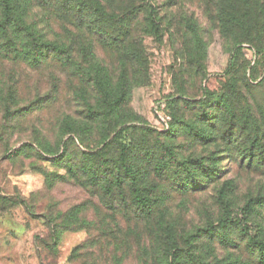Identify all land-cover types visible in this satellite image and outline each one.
<instances>
[{"label": "rangeland", "instance_id": "1", "mask_svg": "<svg viewBox=\"0 0 264 264\" xmlns=\"http://www.w3.org/2000/svg\"><path fill=\"white\" fill-rule=\"evenodd\" d=\"M29 1L0 0V264H264V85L239 88L256 122L220 104L264 79V49L233 61L212 2L146 0L159 30L140 18L143 62L124 64ZM124 68L135 87L112 110Z\"/></svg>", "mask_w": 264, "mask_h": 264}, {"label": "trees", "instance_id": "2", "mask_svg": "<svg viewBox=\"0 0 264 264\" xmlns=\"http://www.w3.org/2000/svg\"><path fill=\"white\" fill-rule=\"evenodd\" d=\"M6 1L7 0H3V4L5 10L8 12L7 14H10L12 7H10V3ZM135 1L137 2L135 3ZM27 2V6L32 4L29 0H27ZM121 2H123L121 6L112 9L110 4L106 5V3H103L101 0H44V3L48 4L50 7L49 12H52L56 17H65L71 22L73 28L79 32L76 45L83 47V50L86 51V55L88 51H92L94 46L93 43L97 42L110 53L118 55L124 64L131 63L132 61L139 63L143 60V57L133 42L135 40L134 33L138 21L140 18H144V16L149 21V28L154 31V33L158 32L159 26L155 19L156 10H153L152 6L147 5L146 0H121ZM211 2L217 5L216 15L218 18L226 21V26L231 28L227 33L230 32L229 35L234 36L236 45L233 50V61L240 58L242 50L244 49V44L256 48L258 52L264 49V0H206L207 4ZM41 45L39 52L44 49V45ZM49 46L51 47L53 45L47 43V48ZM61 48L57 46L56 50L61 54H67L66 50L64 51ZM15 52L14 55H16ZM90 60L92 61L93 59ZM231 66L229 69H231ZM243 82L244 87H239V80L237 82L233 81L231 87L235 91L232 93V96H220V104L226 112L231 114L233 119L238 120L240 117H243L247 121L246 124H249L251 119L255 120L258 118L254 115L255 110L252 107H248V114L242 111L240 107L242 101H239V96H241V94H239V88H261L262 85H264V79H262L257 86H251L252 84L247 81V79H244ZM93 83L97 89L102 88V84H100L98 79L94 80ZM116 87L118 93L112 101V104L106 101L109 106H112V110L124 103L125 97L131 95L135 87V84H132L131 80L128 78L125 68L123 69L122 76L119 78ZM102 92L105 94V97H108L109 92H107L104 87L102 88ZM179 99L182 100L183 98L181 97ZM184 104H187V107L191 110L195 108V105L189 104L188 101H184ZM111 119L110 124L113 125L112 123L114 122H111ZM116 125L117 119L115 127L113 126L114 131L117 128ZM249 128H251V126H249ZM252 133L254 134V152H257V154L261 153V151L264 150V135L262 132L253 129ZM202 138H205V136H202ZM228 141H231L230 137ZM99 183L102 184L100 181ZM118 183L124 185L121 184L123 183L122 180H118ZM105 186L110 187V183L106 182ZM127 199L128 197L124 198L123 201L126 203ZM135 202L144 203L146 200L143 196L136 195L134 197V203ZM256 203L257 201L250 200L248 207L250 208V206ZM255 243L259 254L264 258V242Z\"/></svg>", "mask_w": 264, "mask_h": 264}]
</instances>
